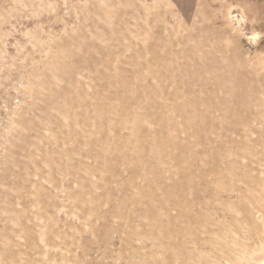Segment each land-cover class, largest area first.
I'll use <instances>...</instances> for the list:
<instances>
[{
    "label": "rangeland",
    "instance_id": "rangeland-1",
    "mask_svg": "<svg viewBox=\"0 0 264 264\" xmlns=\"http://www.w3.org/2000/svg\"><path fill=\"white\" fill-rule=\"evenodd\" d=\"M0 264H264V0H0Z\"/></svg>",
    "mask_w": 264,
    "mask_h": 264
}]
</instances>
